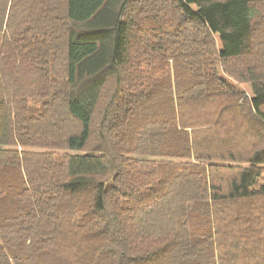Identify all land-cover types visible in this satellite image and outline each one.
Returning a JSON list of instances; mask_svg holds the SVG:
<instances>
[{
	"label": "trees",
	"instance_id": "trees-1",
	"mask_svg": "<svg viewBox=\"0 0 264 264\" xmlns=\"http://www.w3.org/2000/svg\"><path fill=\"white\" fill-rule=\"evenodd\" d=\"M0 264H264V0H0Z\"/></svg>",
	"mask_w": 264,
	"mask_h": 264
},
{
	"label": "rangeland",
	"instance_id": "rangeland-1",
	"mask_svg": "<svg viewBox=\"0 0 264 264\" xmlns=\"http://www.w3.org/2000/svg\"><path fill=\"white\" fill-rule=\"evenodd\" d=\"M216 38H217V44H218L219 46H221V43H220L218 37H216ZM244 87H245L246 89L249 90V86H248V85L245 84Z\"/></svg>",
	"mask_w": 264,
	"mask_h": 264
}]
</instances>
